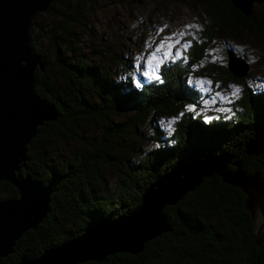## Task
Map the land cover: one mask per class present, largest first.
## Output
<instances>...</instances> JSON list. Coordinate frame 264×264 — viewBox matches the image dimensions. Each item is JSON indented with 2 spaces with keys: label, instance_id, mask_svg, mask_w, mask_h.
<instances>
[{
  "label": "trees",
  "instance_id": "16d2710c",
  "mask_svg": "<svg viewBox=\"0 0 264 264\" xmlns=\"http://www.w3.org/2000/svg\"><path fill=\"white\" fill-rule=\"evenodd\" d=\"M208 11L192 46L186 66L175 62L162 68L160 82L135 85L130 76L112 75L90 64L78 52L76 32L85 28L87 15L77 0H56L45 12L53 19L43 41L51 57L38 49L41 40L29 29L31 51L42 57L44 72L34 73V92L58 111L55 122L37 128L27 152L26 175L38 186H51L49 212L34 231L16 243L14 254L0 264L37 259L45 250L82 236L102 220L127 216L141 205L147 188L158 179L195 162L227 155L247 176L258 175L264 187V152L247 155L246 144L264 128V95L252 97L245 88L244 118L213 124L193 118L196 92L186 80L216 39L247 33L263 38L264 18L253 8L250 16L231 0H197ZM264 5V4H261ZM46 29V30H45ZM226 85L242 81L227 68H217ZM246 103V104H245ZM149 112L178 116L175 131L157 147L141 152L133 138ZM99 128L98 131H94ZM66 145L68 151L59 147ZM137 150V152H136ZM229 171L235 167L228 165ZM104 170L115 175L114 187L104 186ZM25 176V170L21 171ZM8 191L5 198L1 195ZM7 182H0V201L17 199ZM246 195L214 175L174 206L164 209L170 232L143 246L137 255L117 253L101 262L80 264H264V244L257 246L253 221L245 207Z\"/></svg>",
  "mask_w": 264,
  "mask_h": 264
},
{
  "label": "water",
  "instance_id": "95a60500",
  "mask_svg": "<svg viewBox=\"0 0 264 264\" xmlns=\"http://www.w3.org/2000/svg\"><path fill=\"white\" fill-rule=\"evenodd\" d=\"M56 0H0V182L16 189L18 198L0 201V259L14 254L20 238L34 231L48 214L51 186L40 187L26 175L27 152L37 128L55 122L56 107L34 92V73L44 72L43 59L31 51L28 32L34 18L46 12ZM242 14L250 16L254 3L264 0H231ZM227 69L236 78L249 74V64L227 50ZM247 155L264 152V128L255 131L246 144ZM230 157L218 155L195 161L158 179L142 195L141 205L127 216L102 220L82 236L37 259H22L16 264H80L101 262L106 257L127 253L137 255L145 243L170 232L163 214L193 192L204 179L217 175L227 185L246 195L244 209L254 224L257 246L264 244V187L258 175L247 176ZM235 167L234 171L227 169ZM25 170V176L21 171Z\"/></svg>",
  "mask_w": 264,
  "mask_h": 264
},
{
  "label": "rangeland",
  "instance_id": "374dc122",
  "mask_svg": "<svg viewBox=\"0 0 264 264\" xmlns=\"http://www.w3.org/2000/svg\"><path fill=\"white\" fill-rule=\"evenodd\" d=\"M77 1L87 15L85 28L76 32L78 52L90 64L101 66L112 75L124 78L130 76L137 86L140 83L160 82L162 68L175 62L186 66L192 46L199 41L203 24L205 20H209L208 11L197 0ZM254 9L264 18V5L254 3ZM34 22L37 26H33L31 30L42 43L37 50L43 53V57L50 58L46 42L42 40L45 31L40 29H49L53 19L44 12ZM180 33L185 35L181 37ZM176 40H180V43L170 49L169 44ZM186 42L190 47L184 49L182 45ZM229 49L245 60L250 69L248 76L242 81H231L224 85L218 77L217 68H227ZM177 50L182 53V57L174 58ZM165 52L171 55L165 56ZM183 57L187 58L186 61ZM157 76L159 79H156ZM186 80L197 94V105L186 108L193 118L199 117L204 122L213 124L223 121L230 123L244 118L240 114L245 111L242 106L245 88L251 90L252 97L264 95V36L254 37L244 32L238 38H232L224 34L214 41L197 65L188 68ZM198 81L211 83L201 85ZM177 120L178 116L149 112L145 122L138 125L133 136L139 141L141 152L157 147L154 141L156 134L159 141L167 140L175 131ZM170 121L174 122L169 125ZM98 129L95 128L94 131ZM59 148L68 151L66 145ZM103 177L104 186L112 191L115 175L104 170ZM8 194V191L4 192L1 198Z\"/></svg>",
  "mask_w": 264,
  "mask_h": 264
},
{
  "label": "snow or ice",
  "instance_id": "6c2138e0",
  "mask_svg": "<svg viewBox=\"0 0 264 264\" xmlns=\"http://www.w3.org/2000/svg\"><path fill=\"white\" fill-rule=\"evenodd\" d=\"M189 27H199V26H197V25H189ZM185 35V33H180V36L181 37H183ZM180 43V40H176L174 43H172V44H169V48L171 49V48H174L175 47V45L176 44H179ZM161 47H163V45H161ZM182 47L184 48V49H187L188 47H190V44L189 43H184L183 45H182ZM159 50V49H158ZM164 55L165 56H169V55H171V53H169V52H165L164 53ZM180 57H182V53L179 51V50H177L176 52H175V54H174V58H180ZM183 59L186 61V57H183ZM156 79H159V76H157L156 77ZM197 83H199V84H201V85H203L204 83H211V81H207V82H205V81H198ZM236 92H239V89H236ZM235 94V93H234ZM174 121H170L169 122V125H171V123H173ZM174 130V129H173Z\"/></svg>",
  "mask_w": 264,
  "mask_h": 264
}]
</instances>
